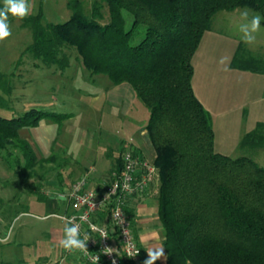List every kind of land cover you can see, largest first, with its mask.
Listing matches in <instances>:
<instances>
[{"label": "trees", "instance_id": "trees-1", "mask_svg": "<svg viewBox=\"0 0 264 264\" xmlns=\"http://www.w3.org/2000/svg\"><path fill=\"white\" fill-rule=\"evenodd\" d=\"M66 6L71 13L62 22L45 21L40 7L21 19L31 39L22 53L63 71L69 66L65 50L73 49L83 70L106 76L112 85L128 84L147 108L144 130L155 152L163 264H264V166L213 149L210 112L191 85V58L212 15L246 7L264 17V0H92L88 13L80 0ZM228 64L264 74L263 56L240 42ZM6 81L0 71L3 108L1 95L11 93ZM71 115L39 106L0 115V150L7 156L18 152L20 176L47 160L36 157L20 130L43 118L60 124ZM238 146L264 147V121L245 132Z\"/></svg>", "mask_w": 264, "mask_h": 264}, {"label": "rangeland", "instance_id": "rangeland-1", "mask_svg": "<svg viewBox=\"0 0 264 264\" xmlns=\"http://www.w3.org/2000/svg\"><path fill=\"white\" fill-rule=\"evenodd\" d=\"M67 1L29 0L31 11L28 15L36 14V11L40 7L45 21L51 23L62 22L71 13L66 6ZM80 1L84 11L88 13L92 0ZM3 3L4 0H0L1 8L3 7ZM244 9L248 8L234 7L230 11L221 9L212 15L209 29L202 35L198 47L191 58L193 72L191 85L194 95L199 98L203 107L211 112L214 136L213 149L232 158L245 156L257 162L256 164L264 166V147L252 149L246 147L239 148L238 146V141L242 138V134L253 128L256 121L264 120V74L232 69L228 64L239 42L252 55L263 56L264 58V26L261 25L259 31L255 34L256 40L253 44L247 45L242 40L239 25L243 23L240 18V11ZM105 12L106 10H104ZM250 12L257 13L252 10ZM9 23L12 35L6 40L0 41V71L4 73L5 80H7L6 84L10 87L11 93L8 95H4L3 93L1 95L5 99L6 107H0V115L9 117L13 114H19L31 106H44L42 108L47 110L53 109L56 112L64 111V109L57 107L61 104H57L56 107H49L39 103L46 102L51 96L57 97V100L61 99L64 102L67 101L75 104L73 101L76 99L78 104L85 103V100L77 97V91L87 88L88 85L86 83L89 82L90 75L88 76L87 71L81 68L82 64L79 63L76 52L73 49L65 50L67 52L66 55L69 57V66L63 71H59L55 65L47 66L40 60L33 59L28 53H22L24 47L31 41L29 27L24 25L21 19L12 17L11 15L9 16ZM222 58L224 59L223 64L220 63ZM113 86L105 76V91L111 89ZM64 93H69L72 99ZM118 101L122 105H120L121 107H117L114 113L115 116L109 121V125L114 126V128L110 129L112 134L108 136L104 135V137L112 138L117 134L119 135L121 130L119 125L127 118L134 119L137 125H145L146 120L141 118L136 119L134 116L130 117V114H125L123 111L127 104H130L132 101L142 103L140 100L126 97ZM67 108L79 112L81 116L77 115L78 120L89 117L86 123L92 127L94 124L93 118L96 116L92 114L93 112L78 109L77 105L75 107L74 105H70ZM41 121L43 125L47 121L52 123L49 119L44 118ZM45 130L49 135L54 132L52 127L49 126ZM20 131V137L31 144L35 153H39L38 148L41 146V142L39 143L38 141V128L35 126L23 128ZM64 131V127H60L57 130L54 140L49 147L50 153L53 152L54 157L50 161L42 163L43 165H35L32 170L27 169L23 172V176L19 174L21 173L19 169L23 165V161L19 157L18 152L11 150L12 153L10 154L12 156H7L6 153L0 150V216L6 220L4 230H7L8 236L10 235L11 237L13 233H17L19 230L18 226L25 219L33 220V223L28 224V226L32 225L33 229L29 230L35 233L37 224L40 222L31 217L18 215L21 211L25 210L24 204H26V201L27 204L29 201L33 203L37 202L41 198H44V195L46 197H56V193L63 187V182L60 180V171L63 170L62 168L65 165L64 160L67 161V159L60 156V151L62 146L70 144V139L64 135ZM91 135L93 137L95 133H91ZM145 137L147 138V136ZM138 139H140L139 136ZM138 143L143 146L141 150L143 153L135 151L130 145H125L123 149L121 148L120 153L129 150L151 162L155 152H153L150 143L148 142L149 147L146 146L147 150L142 141H138ZM104 148L106 149L105 146ZM43 149L46 153V146ZM73 152L76 154V149H73ZM104 154V158L106 159L104 162V174L99 176L98 179L94 178L96 182H103L100 185V189L110 182V174L113 169L112 161L107 159L109 154ZM16 157H19V164H14ZM83 168L84 170L79 174L80 176H85L87 169H89L88 165ZM155 178L153 189L146 190L127 203V208L129 209L127 214L130 218L131 231L136 243L139 245V254L134 259L133 264H144V261L147 259V250L163 245L164 230L161 228L155 213L157 206L156 196L158 193L157 175ZM32 213L41 215L39 211H32ZM22 214L33 216L31 213H20V215ZM11 238L9 239V245L13 246L14 240ZM2 247H4V243H0V260L4 258L1 255ZM12 248L13 250L10 257H7V260L14 263L18 257L19 250L14 246ZM163 262L164 260H157L155 264H163Z\"/></svg>", "mask_w": 264, "mask_h": 264}, {"label": "crops", "instance_id": "crops-1", "mask_svg": "<svg viewBox=\"0 0 264 264\" xmlns=\"http://www.w3.org/2000/svg\"><path fill=\"white\" fill-rule=\"evenodd\" d=\"M86 73L88 76L90 75L88 72ZM104 78L105 76L102 75H90L89 82L86 83V85H88L87 88L77 91V97H81L82 100H85V103L78 104L76 99H74V101L72 100L75 104L67 101L64 102L61 99L57 100V97L52 96L49 97L46 102H39L41 105L49 107H56L57 104H61L57 107L64 109V111L60 112H70L72 114L71 117L63 120L60 124L47 121L43 125L40 120L36 126L39 130L38 141L39 143L41 142V146L38 148L39 153H35V155L38 158L47 159L42 162L43 164L50 161L54 157L52 154L53 152L50 153L49 147L54 140L55 133L60 127H64V135L70 139V144L62 146L60 151V156L66 158L68 161L67 163V161L64 160L65 165L62 168L63 170L60 171V180L63 182V187H61L60 190L65 189L72 184L74 180L80 176L79 174L82 170H84L83 167L88 165L89 169H87L85 174L88 181L86 186L87 188L99 191L101 190L100 185H102L103 182H96L94 178L98 179L99 176L104 174V162L106 160L104 158V153L109 154L107 159H110V161H112V167L116 168L115 159L121 152V148L123 149L125 145H130L135 149V151L137 150L140 153H143L141 152L143 146H141L138 141H142L146 150V146L149 147V139L145 137V126L135 124L134 119L132 118L125 119L122 124L119 125L121 129L119 135L117 134L112 138L104 137V135L108 136L112 134L110 129L114 128V126L109 125V121L113 116H115L114 113L117 107H121L120 105H122L118 100L126 97H130V99L133 97L135 100L137 99L132 91L133 89L126 83H119L111 87V89L105 91ZM64 94L69 95V93ZM69 98L72 99L70 95ZM70 105H74V107L77 105L78 109L93 112L92 114L96 116L93 118L94 124L92 127L86 123V120L89 119V117L78 120L77 115H80L79 112L71 110L70 108L68 109L67 107ZM51 111H53V109ZM123 111L125 114H130V117L134 116L136 119L141 118L146 120L147 115H149L143 103H138V101H132L130 104H127ZM47 126L52 127V130L54 131L51 135H49L48 132L46 133L45 129ZM91 133H95V136L93 135V137H91ZM138 136L140 139H138ZM45 146L47 149L46 153L43 149ZM73 149H76V154L73 152ZM56 197H46V195H44V198H41L37 202L33 203L32 201H29L27 204L26 201V204H24L25 210L20 213L33 214L32 211H39L41 212V215H20V213L18 215L37 219L40 223L37 224L36 232L32 233L29 229H33V227H31L32 225L28 226V224L33 223V220L25 219L21 221V225L18 226L19 230L17 233H13L11 236V239L14 240L13 246L19 250L18 257L15 259L14 263L7 260V257H10L13 250V246L9 245V239L6 242H0L1 244L4 243V247L1 248V255H3L4 258L0 260V264H83L80 259H76L72 256H64L63 248L58 245V241L63 238L65 221L59 220L55 214L61 215L69 213L70 208ZM45 216L48 217V219H40V217ZM5 225L6 220L0 216V241L4 240V238L8 236L7 230H4Z\"/></svg>", "mask_w": 264, "mask_h": 264}, {"label": "built area", "instance_id": "built-area-1", "mask_svg": "<svg viewBox=\"0 0 264 264\" xmlns=\"http://www.w3.org/2000/svg\"><path fill=\"white\" fill-rule=\"evenodd\" d=\"M120 161L121 168L111 170L110 182L101 190L87 188L86 175H82L56 193V198L63 201L70 212L55 216L62 221L75 218V223L81 227V238L85 232L90 237L87 252L63 248L64 256L80 259L83 264H94L96 257H99L96 264H113V260L116 264H128L137 258L138 255H128L129 251L139 254V245L132 234L125 207L135 196L154 188L156 169L151 162L129 150L123 151ZM125 184L130 186V191ZM89 223L95 225L97 230L93 231ZM101 231L107 233L106 238L100 235ZM105 247L112 248L114 252L105 254Z\"/></svg>", "mask_w": 264, "mask_h": 264}, {"label": "clouds", "instance_id": "clouds-1", "mask_svg": "<svg viewBox=\"0 0 264 264\" xmlns=\"http://www.w3.org/2000/svg\"><path fill=\"white\" fill-rule=\"evenodd\" d=\"M31 11V4L29 0H4L3 7L0 8V41L6 40L12 35L11 27L9 23V16L23 19ZM240 18L243 21L239 25V31L242 33V40L245 44L251 45L256 40V33L261 27V21L264 19L259 13H251L250 10L244 9L240 11ZM221 64L224 63L222 58L220 61ZM127 190H131L130 186L125 184ZM41 220H46L48 217H40ZM81 219H84L81 217ZM89 227L95 231L96 226L89 223ZM100 235L102 237H107V233L101 231ZM10 235L6 236L4 240L0 242H6L10 239ZM90 237L87 232L83 233L81 238V227L79 224L75 223V218H65V227L63 229V238L58 241V245L64 248L67 251L80 250L87 252V242ZM114 252L112 248L105 247L104 253L111 255ZM129 256L138 255V252L134 253L132 251L128 252ZM99 257L95 258L94 264L98 262ZM157 260H166V255L164 248L162 246H157L155 248H149L147 250V259L144 261V264H155ZM113 264H116L113 260Z\"/></svg>", "mask_w": 264, "mask_h": 264}]
</instances>
